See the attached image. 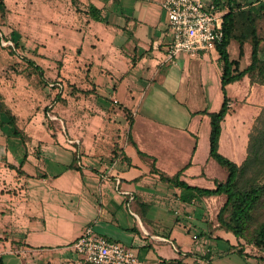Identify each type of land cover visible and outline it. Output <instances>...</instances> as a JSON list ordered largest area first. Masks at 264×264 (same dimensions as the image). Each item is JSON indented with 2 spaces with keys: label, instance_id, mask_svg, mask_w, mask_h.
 Wrapping results in <instances>:
<instances>
[{
  "label": "crops",
  "instance_id": "0c3cea01",
  "mask_svg": "<svg viewBox=\"0 0 264 264\" xmlns=\"http://www.w3.org/2000/svg\"><path fill=\"white\" fill-rule=\"evenodd\" d=\"M0 1V31L43 72L27 65L18 83L0 79L20 132L0 111V264H76L73 244L89 228L144 264H214L231 253L259 262L220 228L224 196L193 197L161 177L210 190L228 178L211 168L204 114L223 105H208L209 82L223 95L217 50L169 58L160 0ZM257 86L245 77L226 88L235 97L219 151L238 166L264 108L263 93L244 157L239 117Z\"/></svg>",
  "mask_w": 264,
  "mask_h": 264
},
{
  "label": "trees",
  "instance_id": "16d2710c",
  "mask_svg": "<svg viewBox=\"0 0 264 264\" xmlns=\"http://www.w3.org/2000/svg\"><path fill=\"white\" fill-rule=\"evenodd\" d=\"M222 9H227V13L223 19L224 40L218 46L217 52L220 56L222 67V91L224 94L223 105L219 112H204L210 118V157L215 160L221 167L228 172V178L225 183H218L215 189H201L191 187L181 181V174L174 177L161 175L162 179L177 188H181L184 192H188L193 197H217L224 196L226 198L224 206L221 208L217 222L220 228L228 233H232L241 243L239 255L244 254V246H253L254 248L264 249V222L256 231L248 236L247 231L254 221V213L264 201V186L252 183L247 188H240V182L248 173H256L257 169L264 166V108L258 116V125L249 136L247 147V158L238 166L233 161L223 156L220 151V139L222 135V123L230 113V98L227 95V86L249 77L251 83L264 86V59L261 58V44L264 41V35L259 34L257 18L261 10L258 8H249L248 10H236V0H215ZM223 3L226 6L222 5ZM0 12L5 13V5L0 1ZM4 35L0 32V42H7ZM235 42L238 44L239 58L232 59L229 53L230 45ZM250 43L252 46L251 62L244 69H241V61L245 57L244 45ZM13 53L21 49L18 43L9 46ZM30 67L38 66L32 60L23 58ZM40 75L43 72L40 70ZM0 111L6 113L9 117V123L14 127L15 133L20 134L16 119L12 116L11 111L0 103ZM208 260V259H207ZM261 262V260H260ZM164 264H182L163 262ZM261 264H264L261 262Z\"/></svg>",
  "mask_w": 264,
  "mask_h": 264
},
{
  "label": "built area",
  "instance_id": "2783aa9c",
  "mask_svg": "<svg viewBox=\"0 0 264 264\" xmlns=\"http://www.w3.org/2000/svg\"><path fill=\"white\" fill-rule=\"evenodd\" d=\"M168 19L169 58L192 57L217 50L223 43L224 10L215 0H160ZM7 43L13 46L11 42ZM76 264H144L137 252L111 242L89 228L73 244Z\"/></svg>",
  "mask_w": 264,
  "mask_h": 264
},
{
  "label": "rangeland",
  "instance_id": "374dc122",
  "mask_svg": "<svg viewBox=\"0 0 264 264\" xmlns=\"http://www.w3.org/2000/svg\"><path fill=\"white\" fill-rule=\"evenodd\" d=\"M236 5V10H239L238 7H240V10L245 9L248 10L249 8L253 7V8H258V9H262L261 13L259 15V17L257 18V25L259 28V34L261 36L264 35V0H240L237 1ZM222 5L226 6L225 3H223ZM227 13V9L224 10V14ZM1 32V31H0ZM4 35L5 38V34L3 32H1ZM244 51H245V60H242V64H241V68L244 69L246 67V63L247 61L250 63L251 62V51H252V46L250 45V43H245L244 45ZM14 51H11L9 45L7 43H1L0 42V79L1 81H6V82H10L9 85L12 86L15 83H18L16 81V77L17 76H13V74L18 75L19 74V69L21 67H26L28 64L24 61V57L21 55H15L13 53ZM229 53L231 54L232 59H236L237 55L239 54L238 51V44H236L235 42H233L230 45L229 48ZM261 58L264 59V41L261 44V54H260ZM18 59H17V58ZM14 78V79H13ZM217 84V83H216ZM209 85L212 86V90L210 91V101L208 103V105H211L212 107H215V98H220L221 97V104L223 101V97L224 94L222 95L221 93V87L219 85H215L212 82H209ZM214 87V89H213ZM216 87V89H215ZM11 89V88H10ZM256 92H257V96L254 97L253 99V106L250 107L249 109H245L242 110L246 113H244L241 117H239V127L241 129V132L243 136H241V138L235 140V144L238 143V147L242 152V155L245 157L246 156V147H247V134L245 133V127L249 124V120L251 119V116H254L257 114V107L254 106V104H257L258 101L261 100V96L264 93V87L262 85L257 86L256 87ZM227 95L228 97L234 98L235 94L232 88H229L227 91ZM243 104L242 101H239L238 105ZM261 106V105H260ZM220 108H216V111H219ZM238 109V108H237ZM239 110H241L239 108ZM245 122V123H244ZM258 125V117L254 119L253 121V128L251 129V133L254 131V128H256ZM203 156V153H200V160H204L207 157ZM228 157V156H227ZM229 160L233 161V158L228 157ZM216 169L218 172H227L225 168L221 167L218 165V163H216L215 161H212V167ZM252 183H256L260 186H264V166L257 169L256 173L250 172L248 173L244 178H242L241 182H240V188H247L249 187ZM264 222V201L262 203V205L260 206V208H258V210L255 211L254 213V221L251 224L250 228L247 231L248 236H250L251 234H253L254 231H256V229L259 228V226ZM236 243V242H235ZM226 244V243H225ZM232 244V243H231ZM237 244L239 245V247H241V243L238 241ZM229 248V247H228ZM245 248V246H244ZM247 248V247H246ZM249 251L248 254H250V256H255V258L259 261L257 263L263 262L264 263V249H258V248H254L253 246H248ZM230 249L233 250V247L230 246ZM261 260V262H260ZM257 263H253V264H257ZM214 264H247L244 260H242L241 258H239L237 255L235 254H230L227 257H216Z\"/></svg>",
  "mask_w": 264,
  "mask_h": 264
}]
</instances>
